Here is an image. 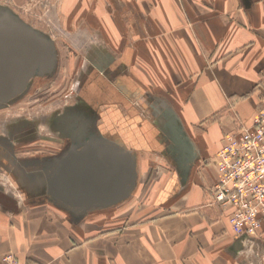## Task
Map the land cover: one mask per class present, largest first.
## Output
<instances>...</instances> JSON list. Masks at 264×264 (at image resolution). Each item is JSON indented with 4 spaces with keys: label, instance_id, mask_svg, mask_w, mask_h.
I'll use <instances>...</instances> for the list:
<instances>
[{
    "label": "crops",
    "instance_id": "1",
    "mask_svg": "<svg viewBox=\"0 0 264 264\" xmlns=\"http://www.w3.org/2000/svg\"><path fill=\"white\" fill-rule=\"evenodd\" d=\"M108 1L112 29L104 30L103 15L86 24L87 35L118 40L106 43L113 61L81 94L95 104L105 140L134 157L131 195L148 178L149 197L159 191L153 205L161 217L88 239L103 227L76 218L88 209L56 200L59 208H41L46 180L40 174L13 180L25 203L35 202L8 207L0 196V258L12 255L23 264H264V221L258 236L236 252L227 211L209 204L224 136L264 110V0ZM178 131L194 152L184 180L172 169ZM68 215L73 219L63 218Z\"/></svg>",
    "mask_w": 264,
    "mask_h": 264
},
{
    "label": "rangeland",
    "instance_id": "2",
    "mask_svg": "<svg viewBox=\"0 0 264 264\" xmlns=\"http://www.w3.org/2000/svg\"><path fill=\"white\" fill-rule=\"evenodd\" d=\"M96 4L97 0H0V25L28 33L51 57L50 64L36 67L20 95L0 102V196L4 206L30 207L35 202L25 203L15 180H36L40 174L47 182L67 154L109 137L96 128L95 104L85 102L81 94L87 84L98 81L94 77L99 70L113 61L106 51L107 41L110 45L118 41L87 35L91 28L86 23L96 16H104V30L112 29L113 23L106 19L110 1H104L102 8ZM172 166L179 171L176 162ZM151 186L146 178L134 195L114 207L79 211L77 219L103 223L87 238L111 235L161 217V210L153 205L159 191L154 188L149 197ZM43 193L41 208L50 204L59 208ZM69 217L73 219L63 216Z\"/></svg>",
    "mask_w": 264,
    "mask_h": 264
},
{
    "label": "water",
    "instance_id": "3",
    "mask_svg": "<svg viewBox=\"0 0 264 264\" xmlns=\"http://www.w3.org/2000/svg\"><path fill=\"white\" fill-rule=\"evenodd\" d=\"M50 63L49 52L35 38L18 28L0 25V102L20 95L36 67ZM172 138L179 147V152L175 151L176 161L184 180L194 155L193 147L179 131ZM136 180L134 157L120 145L102 139L62 159L56 174L47 180L46 193L72 209L107 208L126 200Z\"/></svg>",
    "mask_w": 264,
    "mask_h": 264
},
{
    "label": "built area",
    "instance_id": "4",
    "mask_svg": "<svg viewBox=\"0 0 264 264\" xmlns=\"http://www.w3.org/2000/svg\"><path fill=\"white\" fill-rule=\"evenodd\" d=\"M216 183L211 187L209 204L227 211V222L236 252L246 240L256 238L264 221V110L254 114L251 124L224 136L214 157ZM0 264H23L12 255ZM25 264H44L31 262Z\"/></svg>",
    "mask_w": 264,
    "mask_h": 264
},
{
    "label": "flooded vegetation",
    "instance_id": "5",
    "mask_svg": "<svg viewBox=\"0 0 264 264\" xmlns=\"http://www.w3.org/2000/svg\"><path fill=\"white\" fill-rule=\"evenodd\" d=\"M95 115H96V116H95V117H96V118H95V119H96V128H97L98 130H101V129L99 128V121H100V118H99V114H98L97 111H95ZM67 155H68V154H67ZM67 155H66V156H67ZM66 156H65V157H66ZM65 157H64V158H65Z\"/></svg>",
    "mask_w": 264,
    "mask_h": 264
}]
</instances>
